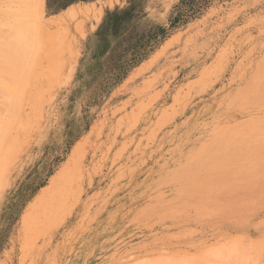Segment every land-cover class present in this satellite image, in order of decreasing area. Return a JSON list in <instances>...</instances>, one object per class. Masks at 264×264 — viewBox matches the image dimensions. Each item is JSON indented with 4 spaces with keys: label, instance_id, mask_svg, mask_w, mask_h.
<instances>
[{
    "label": "rangeland",
    "instance_id": "1",
    "mask_svg": "<svg viewBox=\"0 0 264 264\" xmlns=\"http://www.w3.org/2000/svg\"><path fill=\"white\" fill-rule=\"evenodd\" d=\"M0 264H264V0H0Z\"/></svg>",
    "mask_w": 264,
    "mask_h": 264
},
{
    "label": "bare ground",
    "instance_id": "2",
    "mask_svg": "<svg viewBox=\"0 0 264 264\" xmlns=\"http://www.w3.org/2000/svg\"><path fill=\"white\" fill-rule=\"evenodd\" d=\"M15 1V0H14ZM17 1V0H16ZM82 144V143H81ZM82 150V147L79 145H76V147L74 148L73 152H72V158H75L76 155H78V153H80V151ZM52 182V181H51Z\"/></svg>",
    "mask_w": 264,
    "mask_h": 264
},
{
    "label": "crops",
    "instance_id": "3",
    "mask_svg": "<svg viewBox=\"0 0 264 264\" xmlns=\"http://www.w3.org/2000/svg\"><path fill=\"white\" fill-rule=\"evenodd\" d=\"M76 147V146H75ZM44 190V189H43Z\"/></svg>",
    "mask_w": 264,
    "mask_h": 264
}]
</instances>
